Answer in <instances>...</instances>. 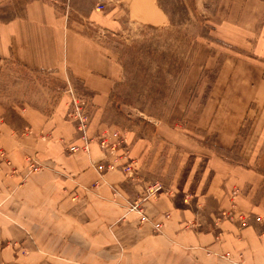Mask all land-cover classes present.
I'll use <instances>...</instances> for the list:
<instances>
[{"label":"rangeland","instance_id":"374dc122","mask_svg":"<svg viewBox=\"0 0 264 264\" xmlns=\"http://www.w3.org/2000/svg\"><path fill=\"white\" fill-rule=\"evenodd\" d=\"M49 1L62 9L67 36L75 35L82 50L95 49L114 63L113 88L102 104L68 73L4 59L5 111L19 124L23 108L44 116L63 109L83 142L75 149L88 151L92 139L105 149L99 143L103 136L116 140L117 148L107 152L111 162L93 161L92 167L96 181L104 171L118 169L120 183L112 196L138 223L160 229L146 215L140 222L144 200L159 195H172L178 206L193 211L186 224L204 223L217 207L201 195L216 162L246 166L244 157L251 161L263 153L264 61L255 57L252 40L264 0H102L100 9L99 0ZM77 38H69L70 50H77ZM129 149L145 152L130 156ZM26 159L34 170L41 166ZM126 162L131 172L122 169ZM99 163L109 167L98 171Z\"/></svg>","mask_w":264,"mask_h":264},{"label":"crops","instance_id":"0c3cea01","mask_svg":"<svg viewBox=\"0 0 264 264\" xmlns=\"http://www.w3.org/2000/svg\"><path fill=\"white\" fill-rule=\"evenodd\" d=\"M60 11L49 0H0V63L68 73L104 104L116 67L67 36ZM257 13L252 49L264 61V3ZM70 37L77 50H70ZM11 113L0 99V264H264V174L258 171L264 149L258 159L244 157L246 166L216 162L201 195L217 207L204 223L186 224L193 211L172 195L144 200V215L162 222L155 230L112 196L118 169L96 181L92 162H111L108 149L94 139L88 151L75 149L83 142L63 109L44 116L23 108L19 124ZM129 150L130 156L145 152ZM27 156L41 166L34 170Z\"/></svg>","mask_w":264,"mask_h":264},{"label":"built area","instance_id":"2783aa9c","mask_svg":"<svg viewBox=\"0 0 264 264\" xmlns=\"http://www.w3.org/2000/svg\"><path fill=\"white\" fill-rule=\"evenodd\" d=\"M104 6H105V2L104 1L99 0L97 2V9L103 8ZM78 129H81V127L78 126ZM82 137L84 138V135ZM99 143H100V145H101L102 148L108 149L110 151H114L117 148V144H118L116 140L109 141L104 136L103 137H100ZM108 167H109V164L106 165L104 163H99V164H97L96 169L98 171H102L104 169H107ZM33 168H35V166H33ZM131 168H132V165L130 164V162H126L122 166V169L125 172H131ZM153 187H154V191H157L160 188V185L159 184L158 185L155 184V185H153ZM136 207H137V203L136 204L134 203L132 205V209H134ZM139 212L141 213V211H139ZM145 220H147V217L144 214H141V216H140V222L145 221ZM161 225H162V223L160 221H157V222L154 223V226L157 229H159L161 227Z\"/></svg>","mask_w":264,"mask_h":264}]
</instances>
